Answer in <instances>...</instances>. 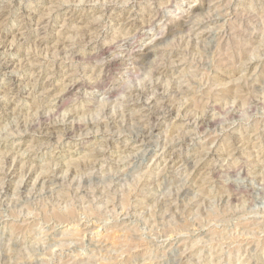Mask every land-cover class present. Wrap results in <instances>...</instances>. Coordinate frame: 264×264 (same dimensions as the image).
<instances>
[{
  "label": "rangeland",
  "instance_id": "obj_1",
  "mask_svg": "<svg viewBox=\"0 0 264 264\" xmlns=\"http://www.w3.org/2000/svg\"><path fill=\"white\" fill-rule=\"evenodd\" d=\"M10 2L11 7L0 12V28L11 29L12 24L23 16L29 28L31 46H17L10 53L0 55V157L5 150L9 151L2 163L6 170L10 169L6 175L0 173V182L5 192L9 193L19 184L18 199L22 201L0 202L2 264H81L82 259L86 264H111L101 239L113 245L123 243L134 248L132 259L139 264H187L188 258L203 247L199 243L201 240L207 241L210 236L220 233L217 217L225 221L230 218L236 220V223L222 225L233 242L245 239L251 242L254 237L259 239L258 234L264 229L260 226L258 189L236 191L237 184L229 183L226 186L228 195L224 201L225 207L211 208L205 203V208L209 209L205 211L189 203L193 199L190 185H183L177 193L176 189L169 192L168 184L170 180L178 183V175L183 174L180 170L181 160L184 169L190 170L208 145H211V150L207 153V159L211 162L226 159L228 148L235 149L241 145L240 125L234 122L242 121L256 111V108L248 109L245 97H258L264 92V76L257 83H250L247 89L230 83L231 76L224 71L215 76V84L209 78L212 85L208 93L210 100L219 95L223 102L211 104L194 123V118L190 116L186 127L182 117L187 108L181 110L174 106L180 99L181 82H168L169 95L165 99L167 115L161 120H157L159 110L153 107L156 103L155 99H151L153 89L138 87L135 95L139 103L133 106L135 111L139 113L142 107H152L153 111L147 121H140V116H133L125 105L123 90L126 85L121 76L127 65L118 58V50L110 42L116 37L121 19H129L136 28L141 29L137 33L139 38H151L147 32L150 16L140 7L145 0H133L127 8L117 7L116 4L124 0H116L104 9V21L95 26L88 23L92 13L87 8H60L58 21L48 24L46 32L39 27L44 23L40 16L48 4L56 0H32L31 5L25 0L23 6L19 0ZM76 2L78 0H69V3ZM176 2L173 0V3ZM238 2L231 0L232 4ZM228 3L229 0H194L195 6L187 15H177L165 25L164 35L156 43L164 40L168 47H175L185 41L190 51H204L206 47L210 52L223 50L226 41L222 37L231 33L233 25L231 22L225 23L222 13L227 11L231 15L235 10L220 7ZM133 7L135 12L132 11ZM129 13L135 17L134 20H131ZM186 20L189 21L187 26L181 28L180 24ZM171 26L175 28L174 31L170 30ZM37 33L41 39H37ZM186 36L191 38L185 40ZM11 39L9 31H0V53L8 47ZM147 39L144 52L138 53L137 59L132 62L137 70L150 67L149 58H155V54L149 52L151 45L147 44ZM142 55L144 60L140 61ZM250 70H255V65ZM260 73H264V65L258 70V75ZM106 90L111 93L106 94ZM154 90L162 92L163 88L156 87ZM13 96L16 100H13ZM85 99L90 103L83 107ZM17 100L26 105H40L35 118L29 116L27 107H21L24 120L16 122L21 133L19 136L15 135L9 123L16 113ZM252 103L257 104V101L252 99ZM66 109L71 111L62 123H57ZM121 115L122 128L119 127ZM134 120L137 121L135 130ZM260 127V142L264 144V123ZM5 128L9 137L6 141L3 139ZM252 130H255L254 122H250L249 131ZM177 135L180 136L179 142L174 139ZM169 139H172V143H167ZM47 145H57L54 157L52 149L45 147ZM137 146L146 150L142 157L135 158L137 165L156 173L150 181L134 177L131 175L132 169L119 171L115 165L121 150L123 155H130L138 150ZM13 147L28 155L14 159ZM248 148L252 149V145ZM182 152L186 155L182 156ZM252 154L257 156L255 152ZM239 155L240 152H236V156ZM49 161H54L55 167ZM255 168L251 177L248 168L240 171L238 183L242 181L248 185L254 178L258 185L262 179L258 175L259 164ZM220 174L237 180L235 165L231 168L225 166L221 173L215 175ZM169 196L176 200L172 207H169ZM8 200L11 201V195ZM140 200L149 206L154 204L155 211L145 209ZM0 201H3V197H0ZM236 208L241 211L233 215L230 209ZM253 208L256 209L255 214ZM67 209L72 210L71 216L57 215L58 212L65 213ZM106 210L114 214V217H108L110 224L107 231L98 229L94 224L85 229L82 220L86 221L88 216L94 217L97 211L103 213ZM166 211L175 214L176 231L170 230L168 243L153 252L146 240L139 238L140 230L159 229L161 219L170 218L162 216ZM192 212L199 213L205 227L201 231L192 225L195 235H184L186 217ZM213 220L216 223H212ZM37 238L43 239L44 243H35ZM33 248L42 258L50 255L51 260L38 261L31 255ZM188 248H191V252L186 251ZM235 251L243 256L244 245L241 244ZM58 252L62 253L59 257ZM210 252V248H204L205 256ZM160 255H163V260L156 258ZM233 255L235 258V253ZM235 264H244V261L235 258Z\"/></svg>",
  "mask_w": 264,
  "mask_h": 264
},
{
  "label": "clouds",
  "instance_id": "obj_2",
  "mask_svg": "<svg viewBox=\"0 0 264 264\" xmlns=\"http://www.w3.org/2000/svg\"><path fill=\"white\" fill-rule=\"evenodd\" d=\"M115 2L116 0H78L76 3H69V0H56L55 3L48 4L43 14H41L40 18L44 23H41L39 27L46 32L48 24L58 21V9L64 7H69L70 9L87 8L92 13L88 23L95 26L98 22L104 21V9ZM28 3L31 5L32 0H28ZM132 3L133 0H124L123 3L116 4V6L127 8ZM19 4L23 6L25 0H19ZM169 5H172V7L170 8ZM194 6V0H177L176 3H173V0H145L140 7L141 11L147 12L150 16V20L147 21L149 24L147 32L151 38H139L137 33L141 32V29L136 28L129 19H121L116 37L110 42L118 50L116 53L118 58L127 65L121 76L122 81L126 85L123 90V96L126 98L124 101L125 105L133 116H140V121H147L149 115L153 114V111L152 107L147 109L142 107L139 109V113L135 111L133 106L139 103V98L135 95L138 87L153 89L151 99L156 100V104L153 107L159 110L160 115L157 116V120H161L167 115L165 99L169 95L168 82H172L173 84L177 81L181 82L180 99L175 102L174 106H178L181 110L187 108L182 117L186 122L184 125L186 127L190 116L194 118L192 121L194 123L196 119L204 115L211 104L223 102L222 97L219 95L210 100L208 93L212 85L209 83V78L212 79V84H215V76L220 71H224L231 76L230 83L247 89L250 87V83H257L260 77L264 76V73L258 75V70L261 65H264V0H239L236 4H232L231 0H229L228 4L220 6L222 9H228L229 7L235 9L231 15L227 11L222 13L225 17V23L231 22L233 25L231 33H226L222 37L226 41L223 50L217 49L210 52L206 47L204 51H190L185 41H181L175 47H168L164 40L156 43L157 39L164 35L165 25L177 15H187ZM10 7V0H0V12L7 11ZM132 11L135 12V7L132 8ZM53 13H57V15H53ZM129 16L131 20L135 19L131 13H129ZM4 30L9 31L12 39L8 47L4 48L3 53H0V55L10 53L11 49L17 46L22 47L24 44L31 46L28 35L29 28L26 26L23 16H21L18 22L12 24L11 29L0 28V31ZM41 38L39 33H37V39ZM190 38V36H186L185 40ZM145 39H147V44L151 45L149 52L154 53L155 58H149L150 67L141 71L133 67L132 62L138 53L144 52L146 47ZM252 65H255V70H250ZM156 87H162L163 91H155ZM245 98L248 100V109L256 108V111L242 121L234 122V124L240 125L239 130L243 138L241 145L235 149L228 148L227 158L216 162H211L207 159V153L211 150V145H208L195 159V165L190 170L184 169L183 161L181 160L180 170L183 174L178 175V183L172 180L169 181L168 191L172 192L173 189H176L178 193L183 185H190L193 190V199L189 203L194 207L198 205L204 208L205 211H208L209 209L205 208V203L211 208L220 206L223 209L225 207L224 201L228 195L226 186L229 183L237 184L236 191L247 192L248 188L253 189V191L258 189L257 199L261 201L259 207L261 215L260 226L264 229V144H261L259 137V133L262 131L260 125L264 123V92H261L258 97L246 96ZM172 99L175 100V97ZM252 99H255L257 104H253ZM13 100H16L15 96H13ZM16 103V113L9 123L15 131V135L19 136L21 133L16 126V122L24 120V113L21 107H27L29 109V116L35 118L40 105H26L18 100ZM89 103L85 99L82 102V106L86 107ZM69 111L71 109H66L61 113L57 123H62L63 118L69 114ZM92 115L94 116L95 113H92ZM93 122L95 123V121ZM250 122L255 123V130L249 131ZM136 126L137 121L134 120L133 130H135ZM119 127H123L122 115L119 117ZM25 131H27L26 123ZM113 135L117 134L113 133ZM8 138L7 128H5L3 139L6 141ZM174 139L179 142L180 136L177 135ZM167 143H172V139H169ZM249 145H252V149L248 148ZM45 147L52 149L54 157L57 145H47ZM137 149V151H133L130 155H123V150H121V153L117 154L119 158L115 160V165L119 171L132 169L131 175L150 181L156 176V173L149 171L147 167L142 169L137 165L135 158L138 156L142 157L146 151L145 149H139V146H137ZM176 151L181 150L176 149ZM12 152L14 159L28 155L27 152H20L14 147ZM236 152H240L239 157L236 156ZM253 152L257 153V156H254ZM8 155L9 151L5 150L2 157H0V173H4V175L7 174V171H10V169L6 170V166L2 163V160L6 159ZM183 155H186V153L182 152ZM48 163L55 167L54 161H49ZM256 164H259L258 175L262 177L260 183L257 185L254 178L248 185H244L242 181L238 183L239 172L248 168L249 176L251 177L252 172L256 170ZM233 165L237 168V180L234 181L226 178L223 174L215 175L216 173H221V170L225 166L231 168ZM158 183L163 184V181L158 180ZM9 195H11V201L8 200ZM19 195V184H17L13 192L9 193L5 192L3 183L0 182V197H3V201L0 202L21 203L22 201L18 199ZM29 199H31V196ZM137 199L139 200V198ZM168 199L169 207L176 204V200L171 196ZM140 203L148 211H155L154 204L149 206L144 204L142 200H140ZM249 203L252 202L249 201ZM185 211H187V207H185ZM230 211H232L233 215H237L241 209H230ZM255 212L256 209L253 208V213L255 214ZM109 216L114 217V214L110 210H106L103 213L97 211L94 217L88 216L86 221L82 220L81 222L84 223L85 229H88L89 225L94 224L98 229L104 228L107 231V226L110 224ZM162 216H169L170 218L168 220L162 218L159 229L147 232L143 229L140 230L139 238L145 239L146 244L150 246L153 252L159 251L168 243V232L170 230L176 231L175 214L166 211ZM149 219H151V216ZM217 219L220 221L217 224V228H221L220 233L210 236L207 241L201 240L199 243L203 247L198 249V253H193L188 258L187 264H235V258L243 260L244 264H264V231L259 232L258 240L254 237L251 242L248 239L233 242L229 238L228 230L222 228V225L228 222L236 223V220H231L230 218L229 221H225L219 217ZM186 220L184 235H195L192 225H196L201 231L205 227V222L201 221L198 212L190 213L186 217ZM212 223H216V221L213 220ZM145 226L147 227V222ZM8 243L10 241L5 244V247L8 246ZM35 243L42 244L44 241L41 238H37ZM101 244L106 249L111 264H121V262L123 264H139L138 261L132 259L134 248H129L123 243L113 245L105 242L103 239H101ZM241 244L244 245L243 256H240L239 252L235 251ZM68 247H71V245H68ZM204 248L211 249L208 256L204 255ZM186 251L191 252V248L186 249ZM45 252H47V249H45ZM81 252H83V249ZM61 254L58 252L57 256L59 257ZM31 255L35 256L38 261L51 260L52 258L50 255L42 258L35 248H33ZM156 258L160 260L164 259L163 255ZM81 264H86V261L82 259Z\"/></svg>",
  "mask_w": 264,
  "mask_h": 264
},
{
  "label": "bare ground",
  "instance_id": "obj_3",
  "mask_svg": "<svg viewBox=\"0 0 264 264\" xmlns=\"http://www.w3.org/2000/svg\"><path fill=\"white\" fill-rule=\"evenodd\" d=\"M225 10H226V9H225ZM202 15H203V14H202ZM213 19H214V18H213ZM188 22H189L188 20L182 22V23L180 24V27L182 28L183 26H184V27L187 26ZM190 22H191V21H190ZM194 25H195V24H194ZM175 26H178V25H175ZM171 27H172V26H171ZM180 27H179V28H180ZM187 29H188V28H187ZM170 30H171V31H172V30L174 31L175 28L172 27V28H170ZM189 30H190V29H189ZM63 47H65V46H63ZM140 54H141V53H140ZM145 54H146V53H145ZM136 59H137V58H136ZM142 59L144 60V55L140 56V58H139L140 61H143ZM139 60H138V61H139ZM109 91H110V90H109ZM109 91L106 90V94L111 93V92H109ZM140 91H141V90H140ZM103 94H104V93H103ZM135 94H136V93H135ZM138 96H140V95L138 94ZM107 101H108V100H107ZM155 104H156V103H155ZM169 104H170V103H169ZM59 106H60V105H59ZM166 106H167V105H166ZM56 109H57V107H56ZM168 110H170V109H168ZM154 111H155V110H154ZM156 111H157V110H156ZM39 115H40V114H39ZM41 116H42V115H41ZM44 116H45V115H44ZM156 116H157V115H156ZM39 117H40V116H39ZM153 118H154V117H153ZM213 119H214V118H213ZM70 124H71V123H70ZM74 124H75V123H74ZM199 125H200V124H199ZM45 127H46V126H45ZM62 127H63V126H62ZM69 127H70V126H69ZM43 129L45 130L46 128H43ZM66 129H67V127H66ZM46 130H47V129H46ZM70 130H71V129H70ZM70 130H69V131H70ZM50 133H51V132H50ZM66 134H67V133H66ZM12 165H13V164H12ZM14 165H15V164H14ZM12 170H14V169H12ZM12 170H11V171H12ZM14 173H15V172H14ZM14 173H13V174H14ZM72 173H73V172H72ZM10 174H11V173H10ZM11 175H12V174H11ZM14 175H15V174H14ZM44 178H45V177H44ZM44 178H43V179H44ZM39 180H40V179H39ZM45 180H46V178H45ZM47 180H48V179H47ZM36 184H37V183H36ZM230 197H231V196H230ZM231 198H232V197H231ZM58 213H59V212H58ZM58 213H57V215H58V216H62V217H63V216H71V215L73 214V212H72L71 209H67V210L65 211V213H59V214H58ZM73 217H74V216H73Z\"/></svg>",
  "mask_w": 264,
  "mask_h": 264
}]
</instances>
